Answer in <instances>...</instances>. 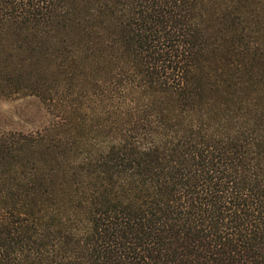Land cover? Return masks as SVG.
I'll return each mask as SVG.
<instances>
[{
  "label": "trees",
  "instance_id": "16d2710c",
  "mask_svg": "<svg viewBox=\"0 0 264 264\" xmlns=\"http://www.w3.org/2000/svg\"><path fill=\"white\" fill-rule=\"evenodd\" d=\"M0 264H264V0H0ZM53 68V69H52Z\"/></svg>",
  "mask_w": 264,
  "mask_h": 264
},
{
  "label": "rangeland",
  "instance_id": "374dc122",
  "mask_svg": "<svg viewBox=\"0 0 264 264\" xmlns=\"http://www.w3.org/2000/svg\"><path fill=\"white\" fill-rule=\"evenodd\" d=\"M13 44L14 38L4 39L0 48V65L6 72L22 73L26 81V71L29 72L28 68L26 70V62H23L26 52L14 50ZM54 118L37 96L0 98V132L37 131L54 121Z\"/></svg>",
  "mask_w": 264,
  "mask_h": 264
}]
</instances>
